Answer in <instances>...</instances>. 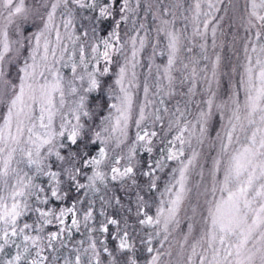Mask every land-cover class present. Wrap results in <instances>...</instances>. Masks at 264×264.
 Returning <instances> with one entry per match:
<instances>
[{"label": "snow or ice", "instance_id": "obj_1", "mask_svg": "<svg viewBox=\"0 0 264 264\" xmlns=\"http://www.w3.org/2000/svg\"><path fill=\"white\" fill-rule=\"evenodd\" d=\"M0 264H264V0H0Z\"/></svg>", "mask_w": 264, "mask_h": 264}, {"label": "rangeland", "instance_id": "obj_2", "mask_svg": "<svg viewBox=\"0 0 264 264\" xmlns=\"http://www.w3.org/2000/svg\"><path fill=\"white\" fill-rule=\"evenodd\" d=\"M241 6H242V2H241ZM225 29H227V27H228V23H229V20L226 18V20H225ZM242 34V33H241ZM149 51H150V49H149ZM147 55V53H145V56ZM233 59V61H234V57L232 58ZM162 62V60L161 59H158L157 60V63H161ZM117 68H118V65H116V64H114V65H112L111 66V70H112V73H115L116 71H117ZM66 72L68 71V70H65ZM137 71H138V73L140 74V79H141V82L143 81V75H144V73L146 72V69H144V68H138L137 69ZM114 78V77H113ZM199 98V97H198ZM195 177H194V182H195ZM193 203H195V193H193ZM203 202L201 201V204H202ZM177 238H179V234H177Z\"/></svg>", "mask_w": 264, "mask_h": 264}, {"label": "trees", "instance_id": "obj_3", "mask_svg": "<svg viewBox=\"0 0 264 264\" xmlns=\"http://www.w3.org/2000/svg\"><path fill=\"white\" fill-rule=\"evenodd\" d=\"M97 95H98V94H96V93L93 94L94 97L97 96ZM105 114H106V113H105Z\"/></svg>", "mask_w": 264, "mask_h": 264}]
</instances>
